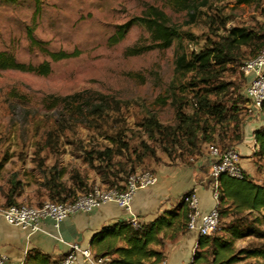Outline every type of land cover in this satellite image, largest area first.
I'll list each match as a JSON object with an SVG mask.
<instances>
[{
	"label": "rangeland",
	"instance_id": "obj_1",
	"mask_svg": "<svg viewBox=\"0 0 264 264\" xmlns=\"http://www.w3.org/2000/svg\"><path fill=\"white\" fill-rule=\"evenodd\" d=\"M202 0H196V5ZM162 8L172 22L192 33L196 40L187 43V49H198L203 38L209 36L204 20L188 24L186 12H174L166 0H39L36 16L33 0H20L8 4L0 0V52L11 54L18 62L36 65L47 57L37 48H30L27 29L31 28L35 39L45 43L50 51H78L73 58L51 63L46 76L17 70H0V184L8 186L12 173L21 181L22 189L37 202L61 201L75 198L94 186L100 188L122 187L127 176H120L114 185L102 181L97 162L89 164L85 151L109 145L103 132L84 125H76L60 132L56 129L61 119L55 110L43 105L46 95L64 96L89 90L116 98L120 103L118 113H112L104 129H117L124 133L130 149L140 153L152 152L135 170L153 169L154 165L175 163L194 164L208 154L210 146L221 143L201 144L190 157L169 158L164 147L152 140L144 131L142 122L154 118L164 127L176 124L174 101L189 98V92L171 84L173 78V52L175 41L166 49H150L139 54H128L132 48L149 44V34L139 24H133L124 38L110 44L109 37L118 25L141 15L146 6ZM227 16V26L238 25L264 33V0L251 4H235V0L214 2ZM209 14L214 10L209 9ZM240 65V64H239ZM239 65L230 66L221 80L228 83V93L237 102L241 112L246 102L243 88L246 80ZM185 113H190L187 105ZM111 126V127H110ZM102 130V131H103ZM50 131L55 140L46 146V134ZM230 135V132H228ZM177 151L176 153H178ZM125 155L116 156L113 162H125ZM263 160H252V171L245 173L252 182L264 186ZM55 165V171H64L58 180L65 193L51 197L43 186V171ZM208 170V166L201 167ZM220 217L212 237L230 241L228 254L242 248H254L264 243V238L247 236L231 239L225 229L240 225L239 218L246 213H234L220 208ZM255 215V213H252ZM251 217L247 218L249 221ZM235 262H212L211 254L197 264H264L259 258L238 256ZM225 258H222L224 260Z\"/></svg>",
	"mask_w": 264,
	"mask_h": 264
},
{
	"label": "trees",
	"instance_id": "obj_2",
	"mask_svg": "<svg viewBox=\"0 0 264 264\" xmlns=\"http://www.w3.org/2000/svg\"><path fill=\"white\" fill-rule=\"evenodd\" d=\"M2 1L14 4L20 0ZM33 1L34 16H36L39 12V0ZM216 1L219 0H202L196 5V0H166L174 12H186L189 18L188 24H196L204 20L209 36L203 38L197 50L187 49V43L193 42L196 37L173 23L162 8L153 5L146 6L141 15L118 25L108 39L110 44H116L124 38L130 26L139 24L148 32L149 44L132 48L128 54H139L155 48L166 49L175 41L171 84L176 83L181 92L187 91L191 96L174 101L175 126L164 127L152 117H147L142 122L144 131L148 132L152 140L158 141L161 145H169V148L163 149L169 158L190 157L201 144L221 143L223 146L219 148L225 149L242 139L246 109L244 107V112L237 109V102L232 98V93H228V83L223 82L221 77L230 66L239 65L258 54L264 46V33L246 26H227V16L214 5ZM254 1L256 0H235V4L248 5ZM209 9H213L214 13L209 14ZM27 38L30 48H37L47 59L32 65L18 62L7 52H0V70H17L46 76L51 71V63L73 58L79 54L76 50L72 52L48 50L44 42L35 39L31 28L27 29ZM43 105L46 109L57 112L61 121L57 123L56 129L60 132L76 125H84L103 132V138L108 140L110 146L89 149L85 151V158L89 164L97 162L98 172L102 176V181L106 183L114 185L121 180L120 176H128L137 171L135 169L141 165L145 154L153 156L151 151L140 153L136 149H130L124 139V133H121L119 128L103 130L108 120H112L111 114L120 110L119 101L112 96L89 90L64 96L48 94L43 99ZM187 105L191 108L190 113H185L183 110ZM55 138L48 131L46 146L54 145L52 142ZM253 143L252 155L263 160L264 170V124L253 131ZM177 151L179 152L176 153ZM123 154L126 159L124 163L113 162L114 157ZM1 168L0 162V170ZM63 173L64 171L61 170L55 171V165L43 171V186L53 198L65 193L61 183L58 182ZM21 189V181L16 178V173H12L5 195L6 205L15 203L14 196H17ZM221 207L223 211L246 213L238 219L240 225L232 224L226 227L225 230L229 232L231 239L247 236L264 238L263 185L252 182L245 173L241 179L219 177L217 204L219 217ZM177 208L176 212L167 211L149 223H140L138 227H134L131 222L123 221L103 228L94 234L91 240V244L100 253L97 256L109 257L115 254V257H109L106 264H158L162 254L149 247L150 244L159 242L157 234L164 227L171 226L175 220L177 225L181 224L186 229L188 208L182 200L177 204ZM248 217H251L249 221H247ZM218 241L219 238L212 237V234L199 236L192 263L197 264L205 260L206 254H211L213 263L219 259L221 262L232 263L241 258L238 256L259 258L264 262V243L254 248L239 249L235 253L238 256H235L227 255L231 249L230 241ZM118 243L122 245L119 246Z\"/></svg>",
	"mask_w": 264,
	"mask_h": 264
},
{
	"label": "crops",
	"instance_id": "obj_3",
	"mask_svg": "<svg viewBox=\"0 0 264 264\" xmlns=\"http://www.w3.org/2000/svg\"><path fill=\"white\" fill-rule=\"evenodd\" d=\"M245 109L242 139L231 148L239 154V165L247 173L252 171L251 163L255 159L252 155L253 131L264 124V107L259 112L250 113L246 103ZM209 162L207 154L194 164L154 165L152 170L157 175V182L133 194L130 213L114 202H105L90 212L78 211L68 215L57 227L50 219H42L39 230L33 233L9 225L0 218V254L6 256L11 264H57L58 259L68 252L70 245L77 244L80 248H89L96 256L100 255L91 244L94 234L119 222L135 220L149 223L167 211L176 212L181 195L189 189H194L199 210L205 213L214 204L209 168L207 171L201 169L209 167ZM7 188L0 184V205L6 204ZM14 202L39 203L25 189L14 196ZM176 221L157 234L159 242L149 245L162 254L158 264H187L192 261L199 237L196 232L185 229L181 224L177 225ZM115 256L113 254L109 257ZM109 257L106 256L107 259ZM74 264L88 263L78 256Z\"/></svg>",
	"mask_w": 264,
	"mask_h": 264
},
{
	"label": "built area",
	"instance_id": "obj_4",
	"mask_svg": "<svg viewBox=\"0 0 264 264\" xmlns=\"http://www.w3.org/2000/svg\"><path fill=\"white\" fill-rule=\"evenodd\" d=\"M238 68L246 80L243 95L248 111L250 113L261 111L264 106V46L257 55L240 63ZM208 155L210 157L208 175L213 206L202 213L199 210L198 197L194 189H189L181 195V200L188 208L186 229L196 232L198 237L211 235L217 229L219 177L241 179L244 176V171L239 165V154L233 148L220 149L210 146ZM156 182L157 175L153 170H137L127 176L123 188L94 186L75 198L62 202L43 201L37 204L19 202L0 205V218L9 225L33 233L39 230L42 219H50L57 227L58 223L68 215L78 211L90 212L105 202H114L130 213L133 194ZM128 222H131L134 227L140 224L135 220ZM78 256L83 257L88 264H106L108 260L106 257L94 255L89 248H80L77 244H71L68 252L58 259L57 264H74ZM0 264L11 263L6 256L0 254ZM187 264L193 263L191 261Z\"/></svg>",
	"mask_w": 264,
	"mask_h": 264
}]
</instances>
